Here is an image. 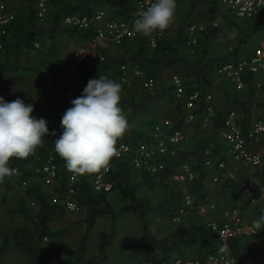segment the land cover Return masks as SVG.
<instances>
[{"label":"trees","instance_id":"trees-1","mask_svg":"<svg viewBox=\"0 0 264 264\" xmlns=\"http://www.w3.org/2000/svg\"><path fill=\"white\" fill-rule=\"evenodd\" d=\"M23 4L21 12H18L16 21L10 26L8 35L3 39L5 50L4 60L0 61V76L18 74L34 77L36 80V93L47 98L51 88L65 79L71 64L62 53L60 42L63 37L84 46L91 41L95 34L92 27L80 30L77 27L67 26L64 19L69 15L81 14L92 15L100 8H106L112 17L129 20L136 9L134 0H50L49 13L46 21L41 23L38 19L39 0H19ZM206 6L210 17L220 19L231 24L240 34L239 45L245 46L251 38L258 33L264 34V13L258 17L246 20H236L231 16L227 8L222 6V0H190V9L175 27V33L171 36L157 38L156 33L149 36L138 34L135 38L126 39L114 48L109 46L101 48L100 56L103 62L94 69V77L99 78L104 73L111 71L112 77L119 82L122 74L121 66L139 69L145 76L154 78L160 86L154 91H146L141 94L140 99H124L120 101L121 109L128 111L126 119L131 131V137L126 133L117 140L116 147L122 143L137 145L140 142L150 141L153 138L154 124H157L156 116L153 114V103L158 100H169L176 107L179 119L168 131L174 132L182 128L185 122L184 101L176 98L172 84L166 86L161 82V75L172 68L180 75L186 87L187 95L199 92L200 100L196 114L201 119L205 108V99L208 94H214L215 101L219 98L220 107L216 110V116L212 121V137L218 136L220 129L230 110H236L240 116L242 128L247 134L251 121L258 111L264 114V95L257 96L255 89L256 78L249 75L247 87L244 91H237L227 80H218L216 71L218 67L228 62H236L245 56L237 47L234 52L227 55L214 53L213 43L220 29L216 26L206 27L199 37L198 44L194 47L188 46L186 27L191 25L192 18L199 8ZM176 7V12L178 8ZM235 21L236 23L232 22ZM156 40L157 45L152 48L151 41ZM39 44V48H36ZM46 48V49H45ZM39 58L36 65H31L30 60ZM89 79L86 80L85 86ZM228 84V86H224ZM21 99L29 103L27 98L19 94L16 97H5L6 102ZM155 105V103H154ZM69 105L64 112L70 108ZM125 106V107H124ZM63 112V113H64ZM62 112H47L37 118L47 121L49 130L55 131L54 137H44V143L38 147L37 154L40 161L35 158V153L27 159L10 160V167L18 171V175L5 178L6 189L20 185L23 180H40L36 175V169L42 168L45 161L52 156L58 165V179L60 187L52 192L43 190L42 185L37 182L25 189L26 194L20 202L19 211L31 223L32 228L24 226L16 229L12 235L4 231L0 226V264H7L5 255L8 254L14 243L23 248L29 256L28 264H106L109 259V250L115 246L116 226L121 219L133 214L140 220L142 238L139 246L128 254V259L137 264H166L172 259L183 257L185 259H198L205 262L215 252L220 241L212 229L200 224L191 228L175 227L162 236L156 235L150 229L149 218L155 214L159 217L173 221L178 215L180 208L184 205V191L173 181V177L179 168L191 161V157L182 152L166 161L164 171L156 175L137 171L130 164V159L120 160L114 163L113 169L107 180L113 184L110 193L96 192L94 190L92 177L96 173H87L80 177L74 186L76 198L80 205L88 210L85 219L86 233L78 245L77 252L73 256L58 260L54 252L45 254L40 252L45 241L63 237L65 231H54L51 224L56 220L63 219L67 211L60 204H53V194L59 193L69 184L70 174L65 166V161L55 152V139L62 132L60 127ZM260 117V116H259ZM264 121V115L261 117ZM204 143L195 156V168L201 170V176L192 183L189 192L198 202H205V179L207 172L203 170L201 153L207 147ZM57 179V180H58ZM256 179L264 185V171L256 175ZM249 180L234 182L229 180L226 187L238 190L243 197L244 206L250 203L251 198L247 192ZM156 190L158 194L157 204L152 203L149 194ZM121 202L119 208L114 207L112 197ZM6 198L1 200L3 203ZM34 202L39 207L38 213L34 215L32 209L26 208V203ZM247 201V202H245ZM258 215L264 213V206L257 204ZM189 209L188 211H190ZM192 210H197L196 208ZM109 216L113 221V230L110 233L100 234L98 253L88 258L87 254V231L93 228L103 216ZM260 234L252 237L231 238L228 247L231 255L240 262L251 264H264V241H259Z\"/></svg>","mask_w":264,"mask_h":264},{"label":"built area","instance_id":"built-area-1","mask_svg":"<svg viewBox=\"0 0 264 264\" xmlns=\"http://www.w3.org/2000/svg\"><path fill=\"white\" fill-rule=\"evenodd\" d=\"M154 0H135L136 9L129 20L112 17L108 11L99 10L92 15L74 14L69 15L64 19V24L67 26L77 27L80 30L95 29L94 37L91 45L98 46L103 42H110L115 45H120L126 39H132L137 36L133 31V24L138 14L146 10ZM222 4L228 9L231 16L236 20H246L258 17L264 13V0H222ZM50 0H39L38 2V19L44 23L49 13ZM18 12L0 2V61L4 60L3 52L5 50L3 39L8 35L10 26L16 21ZM206 30L203 24H192L188 29V46L194 47L198 44L199 37ZM152 47H156V40L151 41ZM39 47V45H36ZM74 63L67 76L63 81L58 83L54 91L64 94L68 98H77L74 91V85L78 72L83 64L92 58L90 45L83 46L75 50ZM103 61L104 58L101 57ZM122 74L119 77V83L122 87H131L134 80L139 79L143 88L146 91H154L157 88V81L154 78L145 76L139 69L130 68L127 65L121 66ZM216 74L219 78L227 80L237 91H244L247 87V79L249 75L256 78V92L264 95V37L257 47L249 56L236 62H228L218 67ZM171 84L174 88V93L177 99L184 101L185 123H195L201 121L204 127L211 125L216 116L215 96L208 94L205 99V108L199 119L196 111L198 109V101L200 100L199 92H193L189 95L186 93V87L183 79L179 75H174L171 78ZM171 123L165 121L163 125H157L155 135L151 141L140 142L137 145L122 143L118 145L117 155L109 162L106 168L97 171L92 182L96 192L110 193L113 189V184L107 180V177L113 169L114 163L120 160L130 159L131 166L137 171L150 173L153 175L162 172L166 168V161L177 156L176 147L187 143L189 137L187 131L183 128L176 129L174 132L167 133L166 128H170ZM51 135L52 130H49ZM264 134V121H255L250 130L245 134L240 122L239 113L236 110H230L224 121L223 127L219 131V136L225 142L228 148V155L239 166L259 168L263 165L264 155L261 151L250 148V142L259 141V138ZM38 148L35 150V158L40 161V156L37 154ZM204 167L208 173L213 174V183L220 182L222 174L228 170V161L226 159H216L212 150L207 149L205 152ZM15 175L18 171L15 170ZM87 173L78 174L72 172L69 178V184L65 190L53 194L52 203L62 204L68 213L78 214L83 211L76 198L74 186L80 177ZM36 175L40 176L41 184L47 187H53L58 179V165L52 156L45 161L42 168L36 169ZM182 183L192 184L197 176L194 168L189 163H184L179 169V173L175 177ZM35 180V179H34ZM30 184V180L25 179L21 185L26 189ZM248 188L252 193L256 194L257 199L255 204L264 206V185L259 181H251L248 183ZM194 207V200L187 192L184 194V205L180 208L178 215L174 217L173 222L179 223L183 216L188 213L189 209ZM201 214L206 215L210 209H214L211 205L207 207L204 204L198 206ZM208 227L218 236L220 241L219 248L210 254L205 262L198 259L187 260L177 258L166 264H251L236 260L230 253L228 242L231 238H240L245 236H254L257 234L252 225L237 211L229 214L226 220L222 223L211 222Z\"/></svg>","mask_w":264,"mask_h":264},{"label":"rangeland","instance_id":"rangeland-1","mask_svg":"<svg viewBox=\"0 0 264 264\" xmlns=\"http://www.w3.org/2000/svg\"><path fill=\"white\" fill-rule=\"evenodd\" d=\"M99 10L106 11L108 9L100 8L97 11ZM186 11H187L186 6L181 5L180 3L179 9L177 8V12L175 13V17L176 20L178 18V22L183 18L184 13ZM211 19L212 18L209 15L208 9H206L205 12H201V15H199L196 19H192L191 23L203 24L206 27L216 26L220 29V32L213 43L214 53L218 55H227L234 52V50L237 47H239L241 52L243 53L244 52L243 49L245 46L239 45L240 34L237 31V29L234 28L231 24L215 18H213L212 20H214L215 22L213 23H217V25H213ZM232 22L236 23L235 21ZM172 31H173L172 28L166 31L164 30L163 34L160 35L159 38H161L162 36L164 37L166 35L172 36V34L175 33V31L174 32ZM262 35L264 34L258 33L256 35V38H260ZM255 41H256L255 38L251 39L247 44L246 49L256 46ZM89 45L92 51V58L89 59L87 63H85L86 67L84 66V68L79 71L78 80L74 87V91L77 96L81 95L85 87L86 80L92 79L94 77V69H96L97 65L103 62L100 57L101 48H105L107 46H109L110 48H114V46L110 44V42L108 41L103 42L98 46L91 45V43L89 44L87 43L84 46L88 47ZM73 46L75 48H78L76 43H74L73 41H69L66 37H63L61 39L60 47L64 52V56L66 55V57L68 56L70 57L69 53H72L74 51ZM30 62L31 60L29 61V63ZM174 75H178V74H176L174 71L171 73L169 72L163 73L161 75V82L167 86ZM102 76L112 79V76H108L107 74H104ZM159 86L160 84H158V87ZM224 86H228V84H224ZM54 88L55 86L51 88L50 95L47 98H44L36 93L35 80L32 77L25 75H18L15 73L10 74L8 76H0V96L5 98V97H16L19 94H23L25 97H27L29 103H32L34 105V109H35L33 113L34 116H39L47 112L63 113L64 110L69 105H71L70 102L71 100H73V98H68L64 94H60L57 92L55 93ZM143 92H146V90L143 88L141 81L139 79H136L131 87H122L121 101L124 99L139 100L140 99L139 97H141V94ZM154 103L151 108L153 109V113L156 114L155 118L157 119V124L164 120V122L169 121L172 126V123L174 124L179 119L177 111L176 109H174V105L171 103V101L157 99ZM122 112L126 117V113L128 111L122 109ZM155 125L156 123L153 126L154 128ZM126 134L129 137H131V131L129 130V127L128 130L126 131ZM195 144L196 141H193L192 143H190L189 146L194 147ZM247 168L250 167L240 168L239 172H242L240 174L245 176ZM197 171L198 170L196 169V172ZM173 181L176 182L178 186L183 189L184 192L191 194L189 192L190 187L192 186L191 183L190 184L182 183L181 181L177 180L175 177L173 178ZM31 182L34 183L37 182L38 184L39 183L41 184V181L39 180H30V184ZM60 182L61 181L59 179L56 180L55 185L53 187L43 186V184L41 185L44 191L52 192L53 190L60 187L61 185ZM219 184L209 185L208 190L209 192L214 193V196L223 194L225 197H227L225 203L227 204V208H230V210H228V212L226 213L225 219L222 218L224 214V210L222 209L223 210L222 211L220 209L221 210L220 211L217 202L211 201L210 204L214 206V209L210 213L203 215L198 210H190L181 219L179 223H174L169 219L159 217V215L155 212V214L149 218V220L151 221L150 229H152L156 235L162 236L175 227L181 226L184 228H191L194 226H198L200 224L208 226L210 222L213 221L222 223L223 221L226 220L229 214H232L236 211L239 214H241V216L246 220L247 223L252 224L253 221L259 217L257 210L258 205L257 203L255 204L254 202V200L257 199L256 194L255 195L252 193L248 194V197H250L251 200L250 203H248V205L244 206L245 204L244 202L240 203V201L238 199L235 200L233 196L231 195L227 196L226 191H224L223 185L222 184L219 185ZM25 192L26 190L23 189L21 183L20 185H15L10 189H6V184L4 180L0 181V226L4 231L9 233L10 235H12L16 229L22 228L24 226H28L32 228L31 223L19 211L20 202L25 197L26 194ZM149 196H150L149 199L152 200V203L157 204L156 203L158 200L157 191L152 190ZM110 197H112V201L114 202V207L119 208L121 206V202L116 198L114 199L113 194ZM4 198H6V200L3 203L1 200H3ZM26 208L32 209L31 211L34 213V215H36L39 210V207L35 205L34 202H30V201L26 203ZM219 212H221L220 215H215V214H219ZM87 213L88 210L85 209H83V211L78 214L67 213L66 217H64L63 219L56 220L54 223H52L51 228L54 231H65V234L63 237L45 241L41 246L40 252L42 254H45L48 251L54 252L58 257L57 258L58 260H64L76 254L78 245L81 242L84 233H86L85 219L87 217ZM116 228L117 231L115 237V246L109 250L108 252L109 259L106 264H137V263H133L128 259V254L133 250H135L140 244L142 238L140 220L138 219L137 216L133 214H128L121 219V221L116 226ZM112 230H113V221L109 216L105 215L98 220L97 224L93 228L87 231L88 248H87L86 256L88 258H91L93 257V255L98 253L100 234L102 232L110 233L112 232ZM257 234H260L259 241L263 242L264 231H261ZM12 242H13V247L11 251L5 255L6 263L28 264L29 256L25 253L23 248L19 247L14 243L13 239Z\"/></svg>","mask_w":264,"mask_h":264},{"label":"clouds","instance_id":"clouds-1","mask_svg":"<svg viewBox=\"0 0 264 264\" xmlns=\"http://www.w3.org/2000/svg\"><path fill=\"white\" fill-rule=\"evenodd\" d=\"M176 0H154L138 14L133 31L149 36L166 30L176 13ZM122 86L105 76L89 79L81 95L71 100V107L61 117V134L55 139V152L74 173H95L106 168L117 155V140L128 130L122 112ZM34 105L17 98L6 102L0 96V181L10 178L15 169L10 160L27 159L49 136L44 118L33 115ZM51 135L55 136L53 131ZM252 227L264 231V213Z\"/></svg>","mask_w":264,"mask_h":264},{"label":"crops","instance_id":"crops-1","mask_svg":"<svg viewBox=\"0 0 264 264\" xmlns=\"http://www.w3.org/2000/svg\"><path fill=\"white\" fill-rule=\"evenodd\" d=\"M121 1H124V0H121ZM0 2H2V3H4L5 5H7L8 7H10V8H12V9H16L17 11H19V12H21V10H22V8H23V4L19 1V0H0ZM134 2H135V0H134ZM176 3H178V6H179V4L181 3V5H185L186 6V8H187V11H188V9H190V0H176ZM222 6L225 8V6L222 4ZM106 9H107V7H106ZM178 9H179V7H178ZM207 9V7L206 6H202V7H200L199 8V10H198V12L196 13V15L192 18V19H196L199 15H201V12H205V10ZM106 11H108V10H106ZM109 12V11H108ZM111 15V14H110ZM212 20V19H211ZM177 22H178V18H177V20H176V17H174V19H173V21L171 22V25H169V27L166 29V30H168V29H170V28H172L173 29V31L172 32H174V30H176L175 29V27H176V25H177ZM213 22H215L214 20H212V23ZM213 25H217V23H213ZM190 26V25H189ZM189 26H187L186 27V30H185V33H186V35L188 36V30H187V28L189 27ZM189 29V28H188ZM165 30V31H166ZM163 32L164 31H156V32H154V33H157L156 35V37L158 38L160 35H162L163 34ZM172 37V36H171ZM263 37H264V35H262L260 38H256V37H254L255 38V42H256V46H253L252 48H249V49H246V47H247V45H245V47H244V52H246V51H248V55H250L257 47H259V45H260V42H261V40L263 39ZM254 38H251V39H254ZM250 39V40H251ZM259 39H260V41H259ZM153 40V39H152ZM249 40V41H250ZM249 43V42H248ZM36 45H39V44H36ZM152 46V45H151ZM74 47V46H73ZM36 48H39V47H36ZM79 48H82V46L81 47H78V48H75L74 47V51L72 52V53H69L70 54V57L68 56V57H66V55L64 56V52H63V50H62V55H63V57L67 60V61H69L70 62V64L72 63H74V57H73V54H74V52H75V50H77V49H79ZM152 48H154V47H152ZM46 49V48H45ZM91 49V48H90ZM101 57V56H100ZM246 57V56H245ZM91 59V58H90ZM243 59V58H242ZM242 59H240V60H242ZM89 60V59H88ZM87 60V61H88ZM39 61H40V59L39 58H35V59H32L31 60V62H30V64L31 65H36L37 63H39ZM87 61L85 62V63H87ZM85 63L83 64V66H81V68H80V70H82L83 68H84V66H85ZM72 64H71V67H72ZM86 67V66H85ZM97 68V67H96ZM71 69V68H70ZM70 69L68 70V72L70 71ZM173 69V67L172 68H170V69H168L166 72H169V73H171V72H173L174 70H172ZM79 70V71H80ZM68 74V73H67ZM67 74H66V76H67ZM78 74H79V72H78ZM104 74H107L108 76H112L111 75V71H109V72H107V73H104ZM103 74V75H104ZM65 76V77H66ZM31 77V76H30ZM216 77L218 78V80H221V78H219L218 77V75L216 74ZM34 80H35V78L34 77H32ZM77 80H78V76H77V78H76V81H75V84H76V82H77ZM112 80H114V78L112 77ZM116 81V80H115ZM135 81V80H134ZM117 82V81H116ZM74 87H75V85H74ZM256 89V88H255ZM35 90H36V80H35ZM56 93V92H55ZM23 95V94H22ZM263 94H259V93H257V96H262ZM79 96V95H78ZM27 98V97H26ZM73 99H75V98H73ZM28 100V99H27ZM214 104H215V108H216V110H217V108L218 107H220L219 105H220V101H219V98H217V100L214 102ZM174 109H176V107L174 106ZM177 111V110H176ZM155 116H156V114L155 113H153ZM264 114H263V111H258L256 114H255V116L253 117V119H252V121H251V125H250V127H249V130H250V128H251V126H252V124L255 122V121H257V120H263L261 117L263 116ZM260 116V117H259ZM163 123H164V120L162 121V122H160V123H158V124H156L155 125V128H156V126L157 125H163ZM173 127V123H172V126L170 127V128H172ZM155 128H153L154 129V131H153V134L155 135ZM170 128H166V131H167V133H169L168 131L170 130ZM182 128L185 130V131H187V134H188V137H189V141L187 142V143H184V144H181V145H179V146H177L176 147V150H177V154H179V153H183V154H186V155H188L189 157H191V161H189V162H186V163H189L193 168H194V170H195V172H196V168H195V166L197 165L196 164V161H195V156L198 154V151H199V149L202 147V145L204 144V143H208V145H207V147L204 149V151H202V153H201V158H202V161H203V164H204V161H205V152H206V150L207 149H210V150H212V153L214 154V157L216 158V159H226L227 161H228V170H227V172L226 173H224V174H222V176H221V179H220V184L219 185H223V187H224V191H226V194H227V196L229 195H231V196H233L234 198H235V200L236 199H238L239 201H240V203H242V202H244L243 201V197L241 196V195H239V194H237L238 193V190H235V189H233L232 187H226V185L227 184H229V180H232V181H234V182H243L244 180H249V182H251V181H259V180H257L256 179V175L257 174H259V173H261V172H263L264 171V162H263V165L261 166V167H259V168H247L246 169V174H245V176L244 175H242V174H240V173H242V172H239V169L240 168H242V166H239L238 164H236L235 162H233V160H231V158L229 157V155H228V148H227V146H226V144H225V142L223 141V139L219 136V133H218V136H214V137H212V134L213 133H211V130H212V123H211V125H209L208 127H204V125L202 124V122L201 121H197V122H195V123H193V124H190V123H185L184 122V124H183V126H182ZM154 135H152L153 136V138H154ZM152 138V139H153ZM151 139V140H152ZM150 140V141H151ZM193 141H196V144L194 145V147H192V146H189L190 145V143H192ZM250 148L251 149H254V150H258V151H261L262 153H263V155H264V134L259 138V141H256V142H250ZM204 166V165H203ZM180 169V168H179ZM197 172H196V176H197V178H199L200 176H201V170L200 169H198L197 168ZM203 170L205 171V173L207 172V170L205 169V167H203ZM177 173H179V170H178V172ZM176 173V174H177ZM176 174H175V176L174 177H176ZM173 177V178H174ZM213 177H215L213 174H210V173H208L207 172V176H206V179H205V194H206V198H205V202H198V200H195V198L191 195V194H189V195H191L192 196V198H193V200H194V207L192 208V209H194V208H196L198 211H199V208H198V206H199V204H204V205H206L207 207H209L211 204V201H214V202H217V205L219 206V210L221 209H223L224 210V214H223V216H222V218L223 219H225V215H226V213L228 212V210H230V208H227V204L225 203L226 202V199H227V197H225L223 194H220V195H218V196H214V193H212V192H209V190H208V188H209V185H213L214 183H213ZM196 178V179H197ZM193 183H195V182H193ZM185 193V192H184ZM250 193H252V191H250L249 190V194ZM247 194H248V192H247ZM252 194H254V193H252ZM255 195V194H254ZM210 201V202H209ZM223 203H224V205H223ZM191 209V210H192ZM213 209H210L209 211H208V213H210L211 211H212ZM220 210V211H221ZM222 210V211H223ZM200 212V211H199ZM220 213L221 212H219V214H215V215H220ZM184 217V216H183ZM224 222V221H223ZM211 223V222H210ZM250 225H252V224H250ZM247 237H252V236H247ZM177 258H183L182 256L181 257H177ZM177 258H174V259H172L171 261H173V260H175V259H177ZM183 259H185V258H183ZM187 260H196V259H187Z\"/></svg>","mask_w":264,"mask_h":264}]
</instances>
